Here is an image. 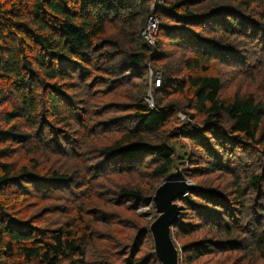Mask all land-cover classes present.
Here are the masks:
<instances>
[{"label":"trees","instance_id":"obj_1","mask_svg":"<svg viewBox=\"0 0 264 264\" xmlns=\"http://www.w3.org/2000/svg\"><path fill=\"white\" fill-rule=\"evenodd\" d=\"M162 3L155 43L148 45L142 29L150 5L136 0H0V145L26 149L39 136L38 151L55 157L48 169L31 159L35 174L29 165L17 168L10 149L0 147V264H161L154 242L150 255L140 257L143 239L153 241L157 214L145 222L137 210L154 207L150 196L178 170L192 182L227 177L218 187L193 182L196 188L182 197L179 238L207 233L181 246L180 264L210 254L225 256L219 264H264V102L239 94L228 100L210 70L213 56L241 53L213 41L211 30L236 31L243 42L264 40L255 30L264 31V9H257L264 0ZM165 16L178 24L167 25ZM189 40L188 58L163 49ZM256 47L251 58L264 62V47ZM150 68L162 75L153 84V105ZM113 94L117 101H106ZM189 109L203 116L201 126L178 122ZM121 111L127 113L118 116ZM121 120L131 126L118 127ZM109 133L106 142L93 141ZM114 133L123 134L114 139ZM75 165L80 168L70 173ZM115 176L119 190L111 193ZM72 185L79 201L75 191L84 190L110 210L111 194L130 214L84 209L82 200V212L53 227L50 210L60 204L39 207L34 197L69 201ZM189 213L195 219L185 221Z\"/></svg>","mask_w":264,"mask_h":264},{"label":"rangeland","instance_id":"obj_2","mask_svg":"<svg viewBox=\"0 0 264 264\" xmlns=\"http://www.w3.org/2000/svg\"><path fill=\"white\" fill-rule=\"evenodd\" d=\"M141 2L144 4L150 5V13L147 16V18H146V16L144 17L145 19H147V21H146V24L143 27L142 31L146 28L150 15L154 13L155 15H157V18H158V29H157V32H158L159 26H160L161 21H162L157 14V10H160L158 4L154 3L153 0H148L147 2H145L144 0H136V3H141ZM159 5L162 6L163 3H159ZM162 8L163 7H161V9ZM257 9L262 10V9H264V6H262L261 8L257 7ZM262 13H264V10L261 11V14ZM173 15L176 18L178 17L175 14H173ZM162 19H164V22L167 25L178 24L177 20L175 21V19L171 18V17L165 16V17H162ZM244 28H245V26H244ZM163 29H165V28L164 27L161 28L160 31H162ZM220 30L221 29L214 30V31L211 30L210 38L213 41H219V42H222L224 44L237 45L239 51L241 52V53L234 54L232 56H221V57L213 56L210 70L212 71V73L219 76L222 83H223L222 96L227 98V99L229 98L228 100L231 101L235 98L236 94H239L243 97H254L256 100L258 99L259 101L264 102V62L263 61H257V63H256L257 59L251 58V56H250V49H253L256 46H257L256 49L258 48V46L264 47V40H258L257 42H249V41L243 42V38H239L236 31H232L231 33H222ZM255 30H256L258 36H260L261 38H264V31L258 32L257 29H255ZM216 31L219 33H214ZM156 35H157V33H156ZM156 35H155V37H156ZM142 36H143V33H142ZM155 37H154V43H155ZM190 41L191 40L186 41V45H175L173 43H169L168 45H165V47H163V49L165 51L168 50L169 52H173L175 58L182 60V59L188 58L192 55L190 49L193 46H191ZM239 61H241V62H239ZM250 63L253 65V67L248 66ZM160 64H161V62H160ZM245 65H247V66H245ZM148 74H149V80H148L147 96H151V95H153V92H152L153 84H155L157 79H161L162 75L160 72H156L152 68H150V71ZM147 77H148V75H147ZM125 95H127V92L126 93L124 92V96ZM114 96H115V94H113L112 97L106 98V101H109V102L117 101V100H115ZM96 99L97 98H94V100H96ZM118 101L128 102L130 100H128L125 97H120L118 99ZM176 101H177L176 103L183 104L185 99L182 95H178V97H176ZM125 113H127V112L121 111L118 113V116L124 115ZM189 113H184V112L180 113L179 116L181 118H179L178 122H180V121L181 122L192 121L191 122L192 125H194L195 123H198V126H201V124H203V116L201 114H199L193 110H190V109H189ZM194 113H196V114H194ZM191 115H193V116H191ZM116 125L120 128H126V127L131 126V123L126 122L124 120H121V121L116 122ZM172 125H173V123L171 122L168 126H172ZM168 126H166V127H168ZM261 131H264V121H263V124L261 127ZM122 134L123 133H114L113 137L115 139L116 137L121 136ZM109 135H110V133L103 136V137L93 139V141L106 142V138ZM41 139H42L41 137L36 136L32 140L33 142H31L28 145H25L26 149L18 148L19 147L18 144L14 143V142H7L4 144H1L0 147L10 149L12 154L8 160L11 163H13L17 168H19L22 165H29L31 168V166H33V162L31 159L35 158L41 163V165L45 169H48L51 165H53V163L55 161V157H53L51 154L47 153V151H43V150L38 151L39 150L38 148H40V147L37 146V142L40 141ZM182 140L183 139H178V140L174 141L173 143H177V145L179 146L181 144ZM69 148L70 147H68V150H69ZM29 150H32V153ZM241 154L246 155V156L250 155V154H243V153H241ZM249 159L252 162V167H256L257 165H259L256 157H253V158L249 157ZM60 162H66V161L60 160ZM67 164L72 165V163H70V162ZM79 168H80L79 166L75 165L73 168L70 169V171H71L70 173L74 174L73 171L76 169H79ZM31 170H34V172L36 174V169L31 168ZM248 170H251V168L247 169L246 171H248ZM178 172H181V171L178 170ZM130 174H136V173H130ZM175 175H177V172H174L173 176H175ZM218 175L219 174H216L215 176H209V177H198V178H195L193 180V182L196 185L202 183L203 185H207V186H211V187H218L220 185V183L226 182V179H227V177L224 175H221L220 177H218ZM114 178H115L114 179L115 181L110 186V188H113V191L111 193H113L114 191H115V193H117V191L119 190L117 183H116V176ZM181 178H183V177H181ZM117 179H120V176H117ZM75 188H76L75 185L68 186V188H67L68 194H66V197H68L69 201L57 200L55 198H50L48 200H42V199H40L41 195L34 197V199H36L38 201L39 207L48 206V205L53 204V203H59L60 204V207L57 208V210H50V211H53V212H51L52 214H50V216H49L52 219L53 227L56 225V223H58L60 221L67 220L70 216L76 217V212L81 211L80 207H82V205H83V204H81L82 200H84L86 203L84 206V209H86L87 205H88V208L98 206V207H102L106 211H109L112 213L114 208H120L119 210L122 211L124 214H127V215L130 214V212L126 209L127 203L119 201L118 205H115L114 204L115 200L110 196L111 194L107 196V197H110L109 201H108V204L111 205L110 210L107 207L103 206L101 198H97V197L92 198L84 190L75 191L80 195V197L82 199L79 201V199H76L72 193V192H74ZM44 189H46V188H43V190ZM97 189H98V191H100L98 186H97ZM28 203H31V198L28 199ZM180 205H181V200H180ZM24 207L30 208L31 205L26 204V205H24ZM65 210H67V213L65 212ZM137 213H138L141 220H143L145 222H149L153 219V216H156L157 211H156L155 207H152L151 205H149V206H143V207L139 208L137 210ZM191 219H195V218L191 213H189V217L185 218L184 220L190 221ZM72 221L75 222V220H72ZM178 232H179V230L178 229L175 230V227H174L173 237H174V240H175L176 245L178 246V249L180 252L181 246L184 243H188L190 241H195V240L200 239L201 237H203L207 233V228L197 230L193 234H191L190 236L185 237V238H179ZM152 245H153V241L151 239H149V238L143 239V248H142V252L140 254V257L143 258V257L150 255L151 250H152ZM181 256H182V253H181ZM224 259H225V256L210 254L208 256L201 258L200 260H198L197 262H195L193 264H219V262H221Z\"/></svg>","mask_w":264,"mask_h":264},{"label":"water","instance_id":"obj_3","mask_svg":"<svg viewBox=\"0 0 264 264\" xmlns=\"http://www.w3.org/2000/svg\"><path fill=\"white\" fill-rule=\"evenodd\" d=\"M196 186L192 181L175 176L168 177L150 196L157 217L150 224L154 252L161 264H180V252L173 237V229L180 221V200Z\"/></svg>","mask_w":264,"mask_h":264},{"label":"built area","instance_id":"obj_4","mask_svg":"<svg viewBox=\"0 0 264 264\" xmlns=\"http://www.w3.org/2000/svg\"><path fill=\"white\" fill-rule=\"evenodd\" d=\"M154 3H157L159 5V3H162L163 0H153ZM157 29H158V18L157 15H155L154 13L150 15L149 17V21L147 23L146 28L142 31L143 33V38L146 41V43L148 45H153L154 44V37L157 33ZM160 82V79H157V84ZM147 100H149V102L151 103V105H153V98L152 95L151 96H147Z\"/></svg>","mask_w":264,"mask_h":264}]
</instances>
